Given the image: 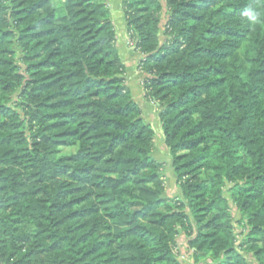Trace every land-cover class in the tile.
Instances as JSON below:
<instances>
[{
  "label": "trees",
  "instance_id": "1",
  "mask_svg": "<svg viewBox=\"0 0 264 264\" xmlns=\"http://www.w3.org/2000/svg\"><path fill=\"white\" fill-rule=\"evenodd\" d=\"M121 9L154 121L104 0H0V264H264V0Z\"/></svg>",
  "mask_w": 264,
  "mask_h": 264
},
{
  "label": "crops",
  "instance_id": "2",
  "mask_svg": "<svg viewBox=\"0 0 264 264\" xmlns=\"http://www.w3.org/2000/svg\"><path fill=\"white\" fill-rule=\"evenodd\" d=\"M114 1L115 7L113 8V10L116 17L113 15L115 17V22L113 26L115 34H117L118 36L116 41V47L118 49L120 57L124 61L127 68L126 83L131 89L133 98L140 105L143 116L146 118L147 121H154L156 120V115L154 114L156 110L154 109L153 104L143 98L141 82L143 75L137 69V64L140 59V53L136 51L135 48L127 47L126 45H124L127 28L125 27L126 24L124 23L125 20L121 9V2L118 1L117 3V0Z\"/></svg>",
  "mask_w": 264,
  "mask_h": 264
},
{
  "label": "rangeland",
  "instance_id": "3",
  "mask_svg": "<svg viewBox=\"0 0 264 264\" xmlns=\"http://www.w3.org/2000/svg\"><path fill=\"white\" fill-rule=\"evenodd\" d=\"M118 1L121 2V0H117V3H118ZM104 3H106V5L108 6V8L110 10L109 13H110V16L112 15L111 19H112V23L114 24L116 16L114 14L113 8L115 7V1L114 0H104ZM164 3H165V1H162V4H163V10L162 11L163 12H164V7H165ZM166 11L167 10H165V13L163 14V17L166 15ZM118 13H120V12H118ZM124 23H125V21H124ZM161 25H162V21H161V24H160V27L162 28ZM125 27H126V25H125ZM163 30L164 29L162 28V31ZM162 33H164V32H162ZM162 33H161V37H162V40H164V39H166V36L164 34H162ZM117 37H118L117 34H115L116 41H117ZM133 40L134 39L130 36V33H128L127 30H126V38H125V41H124V45H126L127 47L134 48V44H132ZM133 43H134V41H133ZM183 45H184V43H183ZM74 151H75V147L74 148H67L66 147V148H60V152L59 153H60V155H68V154H70V153H72ZM154 152H155L156 157H158L160 160L166 161L168 159V156H167V154L165 152V148H164V146H163V144H162V142L160 140H157V145L155 147ZM168 190L170 191L169 194L170 193H175L177 191V188H176V186H175V184L173 182L171 184L169 183ZM233 214H235V211H233ZM236 229H237L236 231L238 232L239 229L238 228H236ZM178 246H179V250L176 249L175 253L179 255L180 259L186 260L188 262V264H202L203 263L202 261L195 263L194 260L190 256L185 254L187 249H188V246H187V239L184 236L179 238ZM181 252H182V254H181ZM247 258L250 261H253L251 256L247 255Z\"/></svg>",
  "mask_w": 264,
  "mask_h": 264
},
{
  "label": "built area",
  "instance_id": "4",
  "mask_svg": "<svg viewBox=\"0 0 264 264\" xmlns=\"http://www.w3.org/2000/svg\"><path fill=\"white\" fill-rule=\"evenodd\" d=\"M132 44H134L133 41H132Z\"/></svg>",
  "mask_w": 264,
  "mask_h": 264
}]
</instances>
